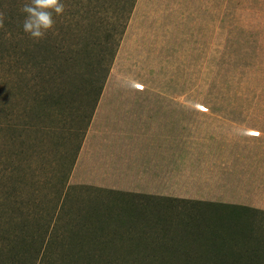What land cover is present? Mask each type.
I'll list each match as a JSON object with an SVG mask.
<instances>
[{"label": "rangeland", "instance_id": "obj_1", "mask_svg": "<svg viewBox=\"0 0 264 264\" xmlns=\"http://www.w3.org/2000/svg\"><path fill=\"white\" fill-rule=\"evenodd\" d=\"M13 2L0 0V9H9ZM143 3L130 18L100 103L184 105L174 114L183 116L178 127H189L192 150L218 157L211 171L215 181L206 185L214 201L264 206V0ZM6 100L13 115L1 123L6 118L0 114V264H41L38 242L26 246L17 237L24 227L27 238L41 234V213L66 235L116 239L165 212L152 200L81 182L75 167L68 180L74 187L57 193L67 167L41 136V123L30 112L38 111L37 104L19 89ZM93 126L118 131L124 125L105 123L100 116ZM47 165L57 166L64 175L53 171L56 168L41 170ZM192 173L199 176L197 170ZM249 221H256L263 235L264 214ZM146 231L156 237L164 230L151 224ZM134 232L135 239H116L108 247L118 261L108 264H129L126 258L142 252L141 247L164 251L161 241H148Z\"/></svg>", "mask_w": 264, "mask_h": 264}, {"label": "trees", "instance_id": "obj_2", "mask_svg": "<svg viewBox=\"0 0 264 264\" xmlns=\"http://www.w3.org/2000/svg\"><path fill=\"white\" fill-rule=\"evenodd\" d=\"M12 1L9 9H0L4 18V27L0 28V114L6 118L1 123L9 122L13 115L6 100L13 89H19L20 94L31 97L37 104L38 111L30 112L41 123V136L45 137L50 151L58 155L60 162H57L67 167L66 176L57 166L41 168L49 172L56 168L53 171H59L57 174L63 173L62 189L57 191L60 193L64 188L74 187L68 184L70 173L137 0H61L64 12L53 14V29L39 40L25 33L22 27L25 14L21 8L30 0ZM117 193L141 197L144 201L149 199L157 208L165 209L157 219H145L140 226L126 229L128 237L116 238L135 239L134 231H137L143 239L161 241L165 247L162 253L141 247L142 252L126 258L129 264L137 261L148 264H264V233L259 234L261 227L254 226L256 221H249L257 214H264L262 208L121 190ZM178 202L181 203L177 205ZM98 214L104 215L101 210ZM151 224L164 231L158 232L156 237L152 232L148 235L146 230ZM23 229L17 232L18 239L26 241V246L38 242L36 252L41 255V264L118 262L108 248L115 243V238L71 236L68 232L66 235V231H61L43 213L41 234L27 238Z\"/></svg>", "mask_w": 264, "mask_h": 264}, {"label": "crops", "instance_id": "obj_3", "mask_svg": "<svg viewBox=\"0 0 264 264\" xmlns=\"http://www.w3.org/2000/svg\"><path fill=\"white\" fill-rule=\"evenodd\" d=\"M143 1L137 0L133 17ZM183 107L99 103L74 166L81 182L142 194L214 200L206 185L215 181L211 171L216 169L218 157L192 150L195 147L191 146L189 127H178L183 116L174 114L182 111L175 108ZM100 116L105 123L117 121L124 126L118 131L94 128ZM193 169L198 171V177L191 174ZM189 183L198 186L190 188L186 186Z\"/></svg>", "mask_w": 264, "mask_h": 264}, {"label": "clouds", "instance_id": "obj_4", "mask_svg": "<svg viewBox=\"0 0 264 264\" xmlns=\"http://www.w3.org/2000/svg\"><path fill=\"white\" fill-rule=\"evenodd\" d=\"M64 10L65 5L61 3V0H30L21 8L25 14L22 25L24 32L36 40L44 38L46 33L54 27L53 14L60 15ZM2 27H4V18L0 13V28Z\"/></svg>", "mask_w": 264, "mask_h": 264}]
</instances>
